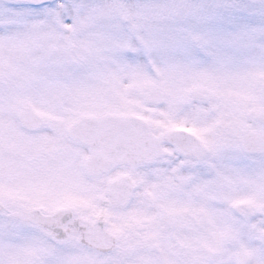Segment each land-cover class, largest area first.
<instances>
[{
	"label": "snow or ice",
	"instance_id": "1",
	"mask_svg": "<svg viewBox=\"0 0 264 264\" xmlns=\"http://www.w3.org/2000/svg\"><path fill=\"white\" fill-rule=\"evenodd\" d=\"M0 264H264V0H0Z\"/></svg>",
	"mask_w": 264,
	"mask_h": 264
}]
</instances>
